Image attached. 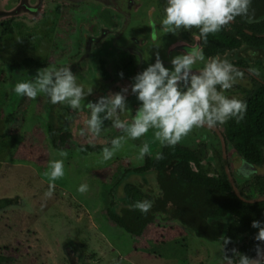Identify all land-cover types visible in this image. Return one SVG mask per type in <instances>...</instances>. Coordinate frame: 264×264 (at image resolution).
<instances>
[{"label":"flooded vegetation","instance_id":"flooded-vegetation-1","mask_svg":"<svg viewBox=\"0 0 264 264\" xmlns=\"http://www.w3.org/2000/svg\"><path fill=\"white\" fill-rule=\"evenodd\" d=\"M19 2L20 0H10L9 6L13 8ZM164 2L165 0H104L102 4L94 1H47L40 18L30 19L22 15L16 19L5 18L4 26L7 30L10 28L7 35H12V25L18 21L36 28L48 14H51L53 19L49 33L50 55L39 60L27 58L38 62L39 65L26 67L22 63L25 75L20 77L18 71H12L10 81L15 84L30 81L41 68L70 66L77 75V83L82 84L85 91L91 88L92 94L81 102L78 110H73L67 102L51 104L48 97L41 93V96H44L43 111L48 116L45 123L47 134L53 143L54 152L62 150L67 155L69 151L80 155H101L102 148L110 147L111 139L123 135V132L112 127L111 120H107L104 121L99 136L89 133L84 123L90 117L87 102H94L109 91L118 92L124 87H129V109L121 113L119 118L130 123L137 107L135 96L130 91L132 77L148 63L154 62L157 52L165 60L166 66H169L167 62L170 58L179 54L185 47L201 44L205 61L214 56L226 58L243 73L231 89L225 90V95L246 101V113H251L250 126L246 132L249 142L243 141L244 133L239 126L240 122L235 120H229L214 128H194L175 146L161 145L154 139L150 130L139 139L126 140L123 143L121 150L133 151L136 160H130L126 152L122 153L126 159L121 157V166L124 165L121 178L140 175L145 183L147 176L151 175L155 185L158 174L152 165L147 172L133 170L145 167L147 162H157L165 154L168 157L166 169L185 158V162L212 176L223 185L224 192H231L242 203L263 205L264 111L261 110L264 108V5L252 0L250 14L253 15L254 22L249 23L245 18L237 17L219 32L209 34L205 43L199 38L196 28L187 31L180 29L173 34L169 28L158 27L156 36L153 37L149 21L160 25L164 15ZM4 26H0L1 30H4ZM205 61H198L192 70L198 72L203 68ZM120 72H123V78L119 76ZM144 142L149 144L150 151L143 159H138V146ZM63 146L70 149H63ZM143 183L138 182L137 185ZM147 189L148 187L142 191L146 192ZM261 212L264 215V207ZM230 218L231 216H228L225 220ZM246 239L247 237H244L241 240ZM221 256L228 261L225 254ZM67 260L70 264L71 258Z\"/></svg>","mask_w":264,"mask_h":264},{"label":"rangeland","instance_id":"rangeland-1","mask_svg":"<svg viewBox=\"0 0 264 264\" xmlns=\"http://www.w3.org/2000/svg\"><path fill=\"white\" fill-rule=\"evenodd\" d=\"M52 21L51 14L36 28L18 21L5 36L0 28V206L13 201L0 210V255L10 260L4 264H69L62 253L66 237L74 242L77 264H214L223 258L221 243L199 239L176 221L158 219L137 237L109 221L107 210L119 213L126 204L124 186L143 183L140 175L121 178L122 153L136 160L133 151L120 148L107 162L102 154L61 157L53 151L43 94L17 95L10 81L12 71L25 75L27 58L50 55ZM52 159L64 161V175L55 181L44 175ZM147 178L142 190L153 188ZM81 184L88 186L84 193L77 191Z\"/></svg>","mask_w":264,"mask_h":264},{"label":"clouds","instance_id":"clouds-1","mask_svg":"<svg viewBox=\"0 0 264 264\" xmlns=\"http://www.w3.org/2000/svg\"><path fill=\"white\" fill-rule=\"evenodd\" d=\"M252 0H165L163 18L158 26L149 21L151 35L156 36L159 28H169L173 34L180 29H198L199 38L205 43L209 34L219 32L223 27L234 22L237 17L254 22L250 14ZM198 61H205L201 44L185 47L183 51L170 58L166 66L159 52L154 62L137 72L131 79L130 91L135 96L137 107L128 123L119 118L121 113L129 109L127 96L129 87L118 92L109 91L98 99L87 102L90 117L84 123L89 133L99 136L104 121L111 120V126L122 130L123 135L110 141V147L102 148V161L107 162L120 150L126 140H136L152 130L156 141L164 146H175L194 128L207 126L214 128L229 120L242 121L247 110L245 100L236 96L225 95L240 77L242 71L226 58L209 57L202 69L192 70ZM123 72L119 76L123 78ZM13 91L20 96L35 99L38 94H45L53 105L67 102L73 110H78L81 102L92 94V89L85 91L82 84L77 83V75L70 66L55 69L41 68L30 81H20L14 85ZM103 114V115H102ZM83 134V130H81ZM150 151L147 142L138 146L137 158L143 159ZM59 155L65 157L66 152ZM159 158V154H158ZM44 175L50 181L64 175L63 159L49 161V171ZM245 176L247 174L245 173ZM54 184H49L48 195H51ZM88 186L81 184L77 191L86 192ZM153 202L148 199L137 200L130 207L141 213H148ZM251 227L256 229L254 239L264 243V220H253ZM224 248L230 242L223 237ZM238 264H264V247L256 246V257L252 258L236 252ZM228 264H233L231 257H226Z\"/></svg>","mask_w":264,"mask_h":264},{"label":"trees","instance_id":"trees-1","mask_svg":"<svg viewBox=\"0 0 264 264\" xmlns=\"http://www.w3.org/2000/svg\"><path fill=\"white\" fill-rule=\"evenodd\" d=\"M253 1L264 5V0ZM6 28L4 26V36L10 32V28L8 30ZM23 63L26 67L39 65L33 60H25ZM261 111L263 112L264 108ZM249 113L250 111H247L246 118L244 117L239 123L245 142H249L246 133L250 126L251 113ZM163 155L159 161L147 162L145 167L133 170L143 173L149 171L151 167L155 168L158 174L156 184H153V188L150 185L146 192L141 190L142 184L125 185L126 204L122 207L121 213L107 210L109 221L135 237L141 236L147 226L154 224L158 219L165 222L176 221L199 239L208 243H221L225 256L231 257L233 264H238V255L233 250L253 258L256 254V246L260 244L263 247L264 244L254 239L256 229L251 227V222L264 220L261 212L264 204L242 203L231 192H224L223 185L212 176L185 162V158L166 169L168 157ZM143 199L153 202L152 208L146 214L130 207L133 202ZM12 203V200H4L0 210ZM228 216L231 218L226 221L225 218ZM223 237L230 240L225 248ZM244 237L247 239L242 241ZM8 258L0 255V264L10 261Z\"/></svg>","mask_w":264,"mask_h":264},{"label":"water","instance_id":"water-1","mask_svg":"<svg viewBox=\"0 0 264 264\" xmlns=\"http://www.w3.org/2000/svg\"><path fill=\"white\" fill-rule=\"evenodd\" d=\"M47 1L48 2L58 1L64 3H82L88 1H94V2L102 3L104 0H20V2L13 8L9 6L10 0H0V19L17 17L21 15L29 16V17H38V15L43 12L45 3ZM235 193H237L236 190ZM74 246H75L74 242L69 237H66L64 239L62 244V251H63L62 253L65 258L67 259L71 258L70 264H77V260H72ZM255 257L256 254L253 256V258ZM214 264H228V261L223 257L220 258L217 262H214Z\"/></svg>","mask_w":264,"mask_h":264}]
</instances>
